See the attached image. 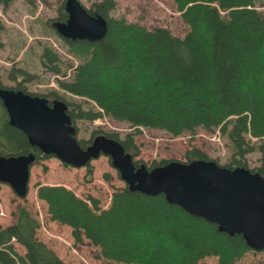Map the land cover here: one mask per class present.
Returning a JSON list of instances; mask_svg holds the SVG:
<instances>
[{"label": "trees", "instance_id": "1", "mask_svg": "<svg viewBox=\"0 0 264 264\" xmlns=\"http://www.w3.org/2000/svg\"><path fill=\"white\" fill-rule=\"evenodd\" d=\"M12 1L0 0V6L7 8ZM172 1L188 28L182 37L164 27L147 29L109 16L112 0L95 1L88 9L80 3L90 15L104 18L105 32L93 42L62 39L77 64L58 86L88 99L98 110L64 100L55 91L45 98L66 104L74 129L76 119L91 121L102 115L171 136L191 135L198 127L218 128L231 149L229 163L220 166L246 168L245 155L253 150L248 136L264 137V18L253 7L255 0ZM65 18L62 4L50 26ZM39 61L45 70L58 72L49 48L42 49ZM100 133L118 141L132 159L137 155L132 134L119 138ZM92 138L75 137L81 148ZM259 148L264 152L263 145ZM28 152L34 155L31 164L52 156L41 154L21 131L9 126L0 105V156ZM184 157L185 162L214 161L195 147ZM133 164L139 165L135 160ZM246 169L264 178V163ZM35 194L46 204L50 221L70 228L74 242L86 239L100 257L117 264H198L207 257H214L215 264H236L249 251L239 234L217 231L215 224L167 203L161 194L148 196L123 186L101 209L97 199L87 196L86 201L61 185H40ZM12 215L13 221L0 227V264H65L37 238L38 221L24 207ZM13 243L22 246V256Z\"/></svg>", "mask_w": 264, "mask_h": 264}, {"label": "rangeland", "instance_id": "2", "mask_svg": "<svg viewBox=\"0 0 264 264\" xmlns=\"http://www.w3.org/2000/svg\"><path fill=\"white\" fill-rule=\"evenodd\" d=\"M78 1L88 9L91 3L98 0ZM112 1L114 7L109 12L111 17H122L147 29L164 27L176 37H182L188 29L172 0ZM62 4L63 0H13L7 8L0 6V86L48 100V93L55 91L64 100L98 110L88 99L71 95L58 86V81L69 79L77 64L76 57L68 52L62 38L50 26L52 19L57 16V8ZM253 7L264 18V0H255ZM44 47L49 48L55 56L58 72L52 73L41 67L39 55ZM3 115L6 117L4 109ZM75 129V137L80 141L100 132L115 133L119 138L127 133L132 134L137 147V155L133 156V160L146 167L160 160L185 162L184 152L191 147L199 149L219 165H225L231 159L229 143L220 135L218 128L206 131L198 127L191 135L183 133L171 136L161 129L134 128L102 115L91 121L76 119ZM248 139L253 150L245 155V166L255 169L264 163V152L259 148L264 146V137L257 139L248 136ZM40 185H61L82 199L86 200L87 196L97 199L99 209L106 208L110 194L125 186L109 158L99 155L85 166L77 168L64 165L53 156L40 158L30 165L27 192L21 198L6 184L0 183V227L13 221L12 213L17 207H24L38 221L37 238L65 264H117L100 257L98 248L86 239L74 242L69 227L48 219L46 204L37 199L35 194ZM13 246L15 252L22 256V246L16 243ZM198 264H215V258H204ZM236 264H264V250L249 249Z\"/></svg>", "mask_w": 264, "mask_h": 264}, {"label": "water", "instance_id": "3", "mask_svg": "<svg viewBox=\"0 0 264 264\" xmlns=\"http://www.w3.org/2000/svg\"><path fill=\"white\" fill-rule=\"evenodd\" d=\"M65 21L52 27L62 39L93 42L105 32V20L90 15L78 0H63ZM0 103L7 123L21 131L28 144L71 167H83L104 155L127 190L154 196L216 225L228 236L239 234L252 250H264V178L244 167L226 168L212 160H169L151 168L134 166L122 145L104 135H95L81 148L75 129L58 99L49 103L42 96L0 87ZM32 152L0 156V183L19 198L28 188Z\"/></svg>", "mask_w": 264, "mask_h": 264}]
</instances>
